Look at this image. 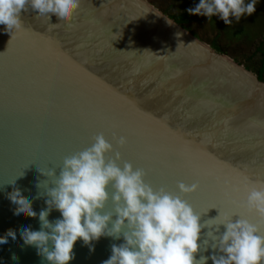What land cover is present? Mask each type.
Returning <instances> with one entry per match:
<instances>
[{
    "label": "water",
    "instance_id": "95a60500",
    "mask_svg": "<svg viewBox=\"0 0 264 264\" xmlns=\"http://www.w3.org/2000/svg\"><path fill=\"white\" fill-rule=\"evenodd\" d=\"M137 1L81 0L69 23L29 8L21 30L0 25V264H50L20 238L25 227L40 230L38 215L18 218L9 194L19 189L39 214L54 187L41 170L58 175L99 134L114 145L109 157L120 151L121 166L147 169L153 187L198 184L185 199L202 222L220 214L215 205L264 225L244 206L264 185V81ZM60 217L54 209L49 220ZM208 231L197 258L212 254ZM123 242L102 236L92 251L78 240L69 264H103Z\"/></svg>",
    "mask_w": 264,
    "mask_h": 264
},
{
    "label": "clouds",
    "instance_id": "9594fccd",
    "mask_svg": "<svg viewBox=\"0 0 264 264\" xmlns=\"http://www.w3.org/2000/svg\"><path fill=\"white\" fill-rule=\"evenodd\" d=\"M257 2L199 0L186 11L209 19L218 16L231 25L232 18L239 22L242 17L251 16ZM80 3L81 0H0V25L12 32L22 25L21 14L29 8L38 18L50 21L55 15L59 23H69ZM117 143L123 147L127 138L120 136ZM113 151L114 145L99 134L90 147L65 157L58 175L55 168L41 170L51 178L54 187L47 188V207L39 214L19 189L9 194L18 218L38 215L40 230L25 227L20 238L26 245L35 246L50 264H69L78 240L94 251L92 242L102 236H122L124 241L112 245V254L103 264H207L208 259L213 264H264V225L239 213H220L202 222L201 213L185 199L198 190V184L180 181L178 192L165 186L157 189L146 181L143 168L134 167L129 161L121 166L118 161L123 156L119 151H115L114 157L107 155ZM109 202L112 210L106 211ZM244 206L264 220V185L248 191ZM54 209L61 217L51 221L49 215ZM221 226L225 229L222 233ZM206 228L210 229L207 235L213 241V251L210 256L197 258L202 230ZM7 235L19 243L15 232ZM7 244L8 239L0 237V245Z\"/></svg>",
    "mask_w": 264,
    "mask_h": 264
},
{
    "label": "rangeland",
    "instance_id": "374dc122",
    "mask_svg": "<svg viewBox=\"0 0 264 264\" xmlns=\"http://www.w3.org/2000/svg\"><path fill=\"white\" fill-rule=\"evenodd\" d=\"M144 1L152 6H149L150 8L154 7L172 18L185 13L186 9L195 7L199 3V0ZM232 19L233 23L227 25L218 16L209 19L207 16L189 14L182 26L204 44L258 75L255 67L260 66L258 64L262 57L259 47L264 50V0H258L256 11L251 16L246 15L239 22Z\"/></svg>",
    "mask_w": 264,
    "mask_h": 264
},
{
    "label": "trees",
    "instance_id": "16d2710c",
    "mask_svg": "<svg viewBox=\"0 0 264 264\" xmlns=\"http://www.w3.org/2000/svg\"><path fill=\"white\" fill-rule=\"evenodd\" d=\"M185 13H181L180 15H177L175 17H173L175 19V21H177L179 24H183V22L188 18L189 14L187 13V11H184ZM215 48L218 49V47L215 45ZM259 49L262 51V57L260 58L259 67H255V70L258 73V77L263 80L264 79V50L263 48L260 46Z\"/></svg>",
    "mask_w": 264,
    "mask_h": 264
},
{
    "label": "snow or ice",
    "instance_id": "6c2138e0",
    "mask_svg": "<svg viewBox=\"0 0 264 264\" xmlns=\"http://www.w3.org/2000/svg\"><path fill=\"white\" fill-rule=\"evenodd\" d=\"M21 28H22V25L20 26V27H18L17 28V30L19 31V30H21ZM120 152V151H119ZM121 153V152H120ZM122 154V153H121ZM144 170H145V172H146V174L148 175V171H147V169H145V168H143ZM146 175V176H147ZM211 208H219L220 209V213L222 214V211H221V208L220 207H217V206H215V205H212L211 206ZM228 213L227 212H224L222 215H227Z\"/></svg>",
    "mask_w": 264,
    "mask_h": 264
},
{
    "label": "bare ground",
    "instance_id": "6f19581e",
    "mask_svg": "<svg viewBox=\"0 0 264 264\" xmlns=\"http://www.w3.org/2000/svg\"><path fill=\"white\" fill-rule=\"evenodd\" d=\"M135 1H136V0H135ZM138 1L140 2L141 0H138ZM138 1H137V2H138ZM137 2H136V3H137ZM139 2H138V3H139Z\"/></svg>",
    "mask_w": 264,
    "mask_h": 264
}]
</instances>
